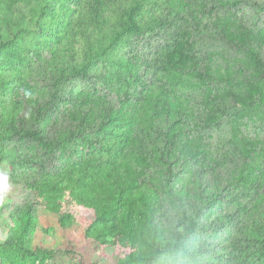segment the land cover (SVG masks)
I'll list each match as a JSON object with an SVG mask.
<instances>
[{
  "label": "trees",
  "instance_id": "obj_1",
  "mask_svg": "<svg viewBox=\"0 0 264 264\" xmlns=\"http://www.w3.org/2000/svg\"><path fill=\"white\" fill-rule=\"evenodd\" d=\"M71 1L0 0V163L8 159L13 180L37 188L39 199L56 213L69 198L93 209L85 228L92 239L104 236L98 224L112 215L133 230L144 248L130 250L117 264L187 258L195 264H226L208 256L195 239L237 226L235 211L221 204H231V185L248 190L254 184L248 220L240 227L244 238L233 243L244 250L232 255L235 264H264V138L244 133L264 121V19L256 21L254 15L264 13V0H251L249 11L242 3L248 0ZM54 24L66 26L69 39L65 50L56 49L48 58L54 67L51 79L39 87L26 79L15 81L24 73L20 66L26 50L34 47L32 40L41 43L48 37L35 32ZM202 35L221 45L209 44L202 52L199 44L207 39ZM161 37L165 42L152 50L154 56L134 53L136 44L150 47L152 39ZM121 70L134 80L151 71V80H139L142 89L132 96L125 89L120 109L72 86L81 78L105 88L122 80ZM15 98L19 102L12 104ZM119 121L124 127L115 131ZM132 122L141 125V133ZM223 122L240 167L221 170L223 162H217L207 178L202 166H210L205 162L212 159L202 135ZM188 128L196 129L192 137ZM91 131L97 159L62 162L73 157L69 152L75 153L78 143L92 146ZM99 135L104 140H97ZM119 135L117 145L108 143ZM16 141L31 148L9 157L8 148ZM105 187L108 199L92 202L90 194ZM168 200L177 203L175 216L182 225L172 231L173 239L163 237L157 220ZM34 206L26 202L12 208L13 225L0 247V264H44L51 254L38 257L42 247L32 248L27 241L36 229ZM68 216L66 210L60 213L59 224L66 226ZM249 250L261 257L249 260ZM223 257L233 263L230 253ZM238 257L246 258L238 263Z\"/></svg>",
  "mask_w": 264,
  "mask_h": 264
},
{
  "label": "rangeland",
  "instance_id": "obj_2",
  "mask_svg": "<svg viewBox=\"0 0 264 264\" xmlns=\"http://www.w3.org/2000/svg\"><path fill=\"white\" fill-rule=\"evenodd\" d=\"M74 1L77 0H72L71 2ZM261 2L262 0H256V3L261 4ZM242 3L246 5L247 11L251 10V7L249 6L251 0ZM254 15L256 21H262L264 19L263 12H256ZM41 32H43V35L46 37L48 35L46 41H42L40 43L41 40H32L31 43L34 45V47H31L28 51L26 50V59L24 61L25 65L20 66V71L24 73L17 74V76L14 77L15 81L20 78L26 79L30 85H38L39 87L41 86L42 82H45V80L49 81V79H51L49 76L52 75L54 67L48 58L54 54L56 49L65 50L67 48L68 45L65 44L69 39L67 34L68 31L66 26L54 24V26L51 28L46 25L44 30L39 29L35 33L40 34ZM202 36L206 37V35ZM206 38V41L199 44V49L202 52L204 50L207 51L208 48L206 46L209 44H213L214 46L221 45L218 44L219 41H213L209 36ZM164 42V37H161L159 39H152V44L150 47L146 44H136V50H134V53L137 52L140 57H143L147 54L154 56L155 54H152V50L156 49L158 44H164ZM221 48H223V46H220L217 49ZM243 60V57L238 56V62L243 63ZM143 68L144 66L138 69V71L141 73ZM5 70H10V68L7 66ZM121 71L123 81L116 80L115 82L110 83V86L104 85L105 88L101 85H96L97 88H94L93 81L81 78L72 81V86L75 89H78L77 91H89L93 96L95 94L97 97L104 99L106 104L111 103L120 109L121 107L125 106L121 98L125 89L128 90V93L130 96H132V94H136L142 89V84L139 80L145 79L147 83H149L151 80V71L141 75V78L138 80H134L132 75H129L128 72L123 70ZM131 98L133 99V97ZM18 102L19 98H15V100L12 101V104H17ZM136 114L139 115L140 113ZM117 123L118 124L114 125L115 131H118V129L119 131L122 130L124 127V122L119 121ZM132 124H134L133 127L139 130L141 133V125H136L135 122H132ZM92 133L94 132L91 131V135L89 136L92 139L91 147L89 143L86 142L78 143L75 146V153L72 150L69 152L73 155V157L70 159H64L62 162H72L73 159H81L82 162L86 159L90 161L93 155H95L96 160L99 156L96 152V146L98 143L95 142L96 140ZM186 133L188 137H192L193 134L196 133V129L188 128ZM227 133L228 125L226 122H223L219 125V128L207 130L202 135L207 145V155L212 159L211 162H205L210 164V166H206L205 164L202 166L204 169L202 171L206 174L207 178L212 177V166L216 165L217 162H223V167H220L221 170L237 171L240 167L239 153L236 151L235 145V147L232 146L230 148L231 145L228 144ZM244 133L250 136L257 135L260 138H264V121L261 124L257 123V125L251 124L249 127L244 129ZM119 139L120 135L117 139L108 138V143L117 145ZM97 140L102 141L104 138L99 135ZM28 144V142L20 143L19 141H16L15 144L8 148V156H14L16 152L25 153V151L30 150L31 148V146ZM93 145H95V149L93 148ZM100 155V161H103V159L106 158L105 152L101 151ZM218 170H220L219 167ZM20 171L23 173V169ZM0 174H5L8 176V183L10 186L7 195L2 201H0V247L5 242H7L9 238V233L13 225L11 221V216H13V214H11L13 213L12 208L14 206L22 207L26 202H33V205H35L34 213L36 217V229L31 235L27 236V241L29 239L32 248L42 247L41 249L44 251L41 254L37 252L38 257H42L43 254L51 251V254L45 258L44 264H117L119 259L124 258V256L130 250L134 248L142 250L144 248V245H142L138 235H136L133 230L129 229L125 224L120 222L118 223V220L115 219L114 215L106 217L98 224V228L103 232L104 236H98L97 239H92L89 235L85 234V228L87 227L86 225L89 223V221H91L93 209H91L86 204L76 203L74 198H69V201L64 199L59 212H54L52 208L39 199L37 188H25L22 186L21 181L13 180L11 176L12 166L10 165L8 159H5L0 163ZM28 176L29 174H23L22 178H26ZM253 187L254 184L247 190L231 185L229 189L231 204L227 206L226 202L224 201L221 204L224 210H228L230 213L235 211L238 218L234 221L238 223L237 226H233L230 231L223 230L216 236H213V233H210L198 235L196 237L195 242L204 244V252H206L208 256L209 253L214 256V260L219 258L222 262L228 264L229 262L225 261V257L223 256L225 255L227 257V253H230L231 257L229 260H231L230 262L233 261L232 264H235V259H233V256H238L241 251L243 252V248L241 250H237L233 243L238 237L244 238V233L240 230V227H243L245 222L248 220V213H250L252 204L251 197L255 198L254 194L256 193V188ZM63 194L65 195V191ZM109 194L110 191H108V188L105 187L100 190H95L93 194H90V196H93L92 202H96L101 200L100 198L108 199L110 196ZM60 199H62V197ZM176 205L177 203L175 201L168 200L160 207L161 213L157 220L159 225L162 227L161 229L164 238L173 239L172 231L175 228L178 230L182 228L181 224H177V219L179 217H176L175 213H177L179 210L175 209ZM64 210H66V212L69 214V221L66 226H62L58 222V217L60 213L64 212ZM95 232L97 233V231ZM241 243L243 246L246 241L242 239ZM218 253L221 256H218ZM248 253L250 256L249 260L257 261L258 257L260 256L259 252L256 250H249ZM245 258L246 257H238L236 259L238 260V263H241V261ZM167 261L168 263L165 262V264H195L188 260V258L184 261L178 260L172 263H170L169 259H167ZM201 264H205L204 261Z\"/></svg>",
  "mask_w": 264,
  "mask_h": 264
},
{
  "label": "clouds",
  "instance_id": "obj_3",
  "mask_svg": "<svg viewBox=\"0 0 264 264\" xmlns=\"http://www.w3.org/2000/svg\"><path fill=\"white\" fill-rule=\"evenodd\" d=\"M8 176L5 174H0V201L7 195L9 191Z\"/></svg>",
  "mask_w": 264,
  "mask_h": 264
}]
</instances>
